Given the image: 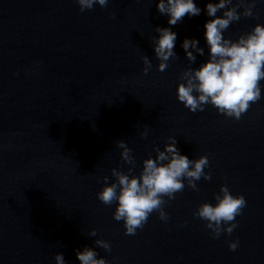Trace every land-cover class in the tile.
<instances>
[{
  "label": "water",
  "instance_id": "water-1",
  "mask_svg": "<svg viewBox=\"0 0 264 264\" xmlns=\"http://www.w3.org/2000/svg\"><path fill=\"white\" fill-rule=\"evenodd\" d=\"M0 264H264V0H0Z\"/></svg>",
  "mask_w": 264,
  "mask_h": 264
}]
</instances>
